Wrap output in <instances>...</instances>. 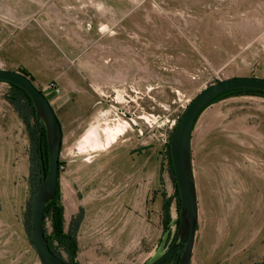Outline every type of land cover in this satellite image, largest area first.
<instances>
[{"label":"rangeland","instance_id":"1","mask_svg":"<svg viewBox=\"0 0 264 264\" xmlns=\"http://www.w3.org/2000/svg\"><path fill=\"white\" fill-rule=\"evenodd\" d=\"M0 68L26 69L61 123L65 229L82 211L78 264H148L175 230H162V195L173 194L166 142L205 87L264 78V0H0ZM7 91L0 82V264H41L25 228L29 135ZM263 108V97H228L192 128L198 221L189 264H264V153L255 158V130L246 128L260 114L264 132ZM104 120L128 125L110 147L80 152L81 135Z\"/></svg>","mask_w":264,"mask_h":264},{"label":"water","instance_id":"2","mask_svg":"<svg viewBox=\"0 0 264 264\" xmlns=\"http://www.w3.org/2000/svg\"><path fill=\"white\" fill-rule=\"evenodd\" d=\"M0 81L10 82L23 89L32 101L36 121L45 127L48 148V170L30 204V233L32 246L41 264H67L51 251L44 232L43 212L45 205L54 198L59 174V157L62 145V126L48 98L21 72L0 68ZM238 88L264 91V78L235 76L219 80L202 89L187 105L175 125L169 142L170 157L179 193V224L172 243L148 264H163L183 245L177 264H189L198 221V204L191 163V131L199 113L218 95Z\"/></svg>","mask_w":264,"mask_h":264},{"label":"trees","instance_id":"3","mask_svg":"<svg viewBox=\"0 0 264 264\" xmlns=\"http://www.w3.org/2000/svg\"><path fill=\"white\" fill-rule=\"evenodd\" d=\"M15 71L23 73L24 75L28 76L33 81L32 75L26 69L21 68ZM0 82H4L8 85V91H7L5 100L12 106L14 112L17 114L19 119L23 122L27 130V133L29 135V160H30V176L29 177H30V184H31L32 192L35 194L38 188V185L41 182L42 173L44 172L45 174H47V170H48V148H47V142H46L45 127L41 120L36 121L35 109L32 105V101L24 90L10 82H6V81H0ZM241 95L257 96V97L264 98V91H260L256 89H249V88L232 89V90L226 91L218 95L217 97H215L207 106L204 107V109L207 108L209 105L214 104L222 99L232 97V96H241ZM203 110L199 113V115L203 112ZM182 114L178 117L177 123L180 120ZM199 115L197 116V118L199 117ZM174 128L172 130V133L169 136L168 141L166 142V148H165L167 166H168V169L171 175L172 184H173V194L170 195L169 197H166L165 194L162 195L163 202H162V207H161L163 233L168 235L171 229V226L172 225L175 226L173 236L168 246L172 243L177 233L178 224H179L178 214H179V209H180L179 193H178V189H177V185H176V181L174 177V172H173V167H172V162H171V157H170V150H169V142L173 134ZM58 165H59V173H60L62 163L59 161ZM34 194L32 196H34ZM172 201H175V207H176V216L174 218H172L170 214V206H171ZM81 219H82V211L80 208L79 212L76 215L71 217L68 223L67 229H65L64 208L61 203V194H60V189H59V174H58V184H57V189H56L54 198L50 200L45 205V208H44L43 224H44L45 237L47 239V244L49 248L51 249L53 253L59 256L67 264H78L76 260L77 248H78L76 232L78 230V226L80 224ZM46 220L50 222V226H51V231L49 233L47 232L46 227H45ZM30 225H31V221H30V206H29L28 218H26V221H25V228H26V232L28 236L30 237V242L32 243ZM196 229H197V226H196ZM182 249H183V245L180 246L170 257H168L167 260L163 264H177L180 254L182 252ZM59 250H63L66 253L67 259H63Z\"/></svg>","mask_w":264,"mask_h":264},{"label":"bare ground","instance_id":"4","mask_svg":"<svg viewBox=\"0 0 264 264\" xmlns=\"http://www.w3.org/2000/svg\"><path fill=\"white\" fill-rule=\"evenodd\" d=\"M146 119L148 120V118ZM127 125L128 124L126 122H121L120 120H104L103 122L101 121V123L96 122L90 124L79 138L77 143V149L80 152H85L87 150L95 151L106 149L110 147L113 143H115L119 136L124 134ZM69 208L68 211H70Z\"/></svg>","mask_w":264,"mask_h":264},{"label":"crops","instance_id":"5","mask_svg":"<svg viewBox=\"0 0 264 264\" xmlns=\"http://www.w3.org/2000/svg\"><path fill=\"white\" fill-rule=\"evenodd\" d=\"M249 98H252L254 102H261L263 99L261 98H254V97H249ZM264 109V108H263ZM255 117V120L253 125H247V130L252 132L253 130H255V133H253L252 135L254 136V140H255V143L257 144L256 146V149H255V158L256 159H260L261 162H263V153H264V150H263V138H264V132L261 130V126H262V116L259 114V115H254ZM261 121V123H260ZM260 128V130H259ZM252 135H251V138L250 140H253L252 138ZM260 143H259V142ZM259 146V148H258ZM191 163H192V172H193V177H194V183H195V190H196V176H195V169H194V164H193V161H192V154H191ZM252 166H250V169L252 170Z\"/></svg>","mask_w":264,"mask_h":264},{"label":"flooded vegetation","instance_id":"6","mask_svg":"<svg viewBox=\"0 0 264 264\" xmlns=\"http://www.w3.org/2000/svg\"><path fill=\"white\" fill-rule=\"evenodd\" d=\"M119 64L120 63H113L112 69H111V73H116V74L120 73L121 69H120V65ZM112 91H114V90L112 89Z\"/></svg>","mask_w":264,"mask_h":264},{"label":"built area","instance_id":"7","mask_svg":"<svg viewBox=\"0 0 264 264\" xmlns=\"http://www.w3.org/2000/svg\"><path fill=\"white\" fill-rule=\"evenodd\" d=\"M48 88L55 91V92H59L60 89L59 87L56 85L55 82H50L49 85H48Z\"/></svg>","mask_w":264,"mask_h":264}]
</instances>
